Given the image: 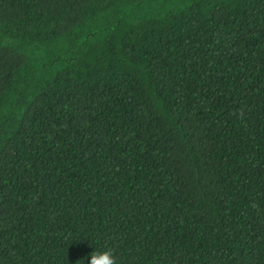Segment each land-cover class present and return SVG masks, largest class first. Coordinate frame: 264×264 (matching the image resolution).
<instances>
[{
	"label": "trees",
	"instance_id": "1",
	"mask_svg": "<svg viewBox=\"0 0 264 264\" xmlns=\"http://www.w3.org/2000/svg\"><path fill=\"white\" fill-rule=\"evenodd\" d=\"M264 264V0H0V264Z\"/></svg>",
	"mask_w": 264,
	"mask_h": 264
},
{
	"label": "clouds",
	"instance_id": "2",
	"mask_svg": "<svg viewBox=\"0 0 264 264\" xmlns=\"http://www.w3.org/2000/svg\"><path fill=\"white\" fill-rule=\"evenodd\" d=\"M90 264H117L114 250L108 248L93 251L90 255Z\"/></svg>",
	"mask_w": 264,
	"mask_h": 264
}]
</instances>
